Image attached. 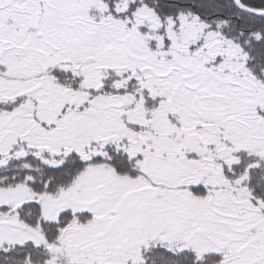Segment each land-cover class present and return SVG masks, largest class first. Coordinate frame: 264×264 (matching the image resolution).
Masks as SVG:
<instances>
[{
  "label": "snow or ice",
  "instance_id": "obj_1",
  "mask_svg": "<svg viewBox=\"0 0 264 264\" xmlns=\"http://www.w3.org/2000/svg\"><path fill=\"white\" fill-rule=\"evenodd\" d=\"M0 264H264V0H0Z\"/></svg>",
  "mask_w": 264,
  "mask_h": 264
}]
</instances>
